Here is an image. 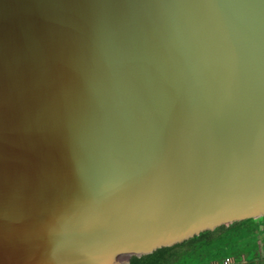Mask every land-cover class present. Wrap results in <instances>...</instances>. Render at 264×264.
I'll use <instances>...</instances> for the list:
<instances>
[{
    "label": "water",
    "instance_id": "water-1",
    "mask_svg": "<svg viewBox=\"0 0 264 264\" xmlns=\"http://www.w3.org/2000/svg\"><path fill=\"white\" fill-rule=\"evenodd\" d=\"M260 217L264 0H0V264Z\"/></svg>",
    "mask_w": 264,
    "mask_h": 264
},
{
    "label": "trees",
    "instance_id": "trees-1",
    "mask_svg": "<svg viewBox=\"0 0 264 264\" xmlns=\"http://www.w3.org/2000/svg\"><path fill=\"white\" fill-rule=\"evenodd\" d=\"M261 233H264V217L235 222L201 232L173 246L133 256L129 264H223L226 257L238 263L243 256L246 264H255Z\"/></svg>",
    "mask_w": 264,
    "mask_h": 264
},
{
    "label": "crops",
    "instance_id": "crops-1",
    "mask_svg": "<svg viewBox=\"0 0 264 264\" xmlns=\"http://www.w3.org/2000/svg\"><path fill=\"white\" fill-rule=\"evenodd\" d=\"M259 244V251L254 255L255 258V264H264V233H261L259 235L258 239ZM246 257L243 256L242 260L240 262L234 263L233 260L231 264H246Z\"/></svg>",
    "mask_w": 264,
    "mask_h": 264
},
{
    "label": "built area",
    "instance_id": "built-area-1",
    "mask_svg": "<svg viewBox=\"0 0 264 264\" xmlns=\"http://www.w3.org/2000/svg\"><path fill=\"white\" fill-rule=\"evenodd\" d=\"M231 262H232L231 257H226V258L223 260V264H231Z\"/></svg>",
    "mask_w": 264,
    "mask_h": 264
}]
</instances>
